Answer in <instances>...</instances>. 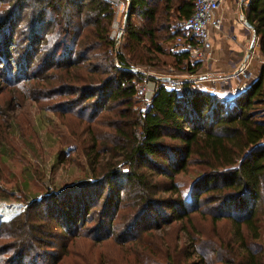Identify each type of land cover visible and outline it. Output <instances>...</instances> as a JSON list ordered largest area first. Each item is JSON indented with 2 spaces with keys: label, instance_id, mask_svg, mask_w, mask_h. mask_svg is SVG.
Returning a JSON list of instances; mask_svg holds the SVG:
<instances>
[{
  "label": "trees",
  "instance_id": "1",
  "mask_svg": "<svg viewBox=\"0 0 264 264\" xmlns=\"http://www.w3.org/2000/svg\"><path fill=\"white\" fill-rule=\"evenodd\" d=\"M193 1L130 0L124 54L114 51L109 36L113 11L107 0H8L10 6L15 2L10 19L3 23V16L0 19V62L6 65L7 75L13 70V65L10 71L6 64L10 57L5 53L13 43L10 28L30 8L28 44L21 62L27 70L44 41L40 30L52 27L55 31L52 50L42 57L31 80L53 79V88L40 91L41 95L68 92L72 98L64 113L80 106L87 113V124L107 131L93 130L88 139L91 151L97 150L93 164L99 166V174L92 168L93 183L81 182L61 191H72L73 199L81 197V201L73 205L70 195L68 200L53 195L0 222V264H64L70 242L92 232L95 242L110 239L115 214L127 208L130 214L123 223L121 219V230L113 239L121 246H134L140 240L138 231L163 230L155 224L157 218L163 225L179 224L177 234L164 242L165 254L157 246L151 257L133 256V264H264V67L245 91L231 99L185 84L178 91L159 86L146 109L137 106L136 83L141 74L133 71V65L149 64V55L157 57L156 62L168 55L178 70L194 72L192 57L181 49L182 41L195 44L183 27ZM64 9L71 13H62ZM48 15L52 19L46 21ZM136 16L146 24L134 25ZM246 21L259 37L264 56V0L248 1ZM177 38L181 44L173 43ZM71 44L79 50L71 49ZM142 50L147 52L145 60ZM94 51L99 56H93ZM60 53L65 56L63 62L51 70ZM98 58L100 63H88ZM99 153L108 158L99 162ZM190 166L200 172L183 198L174 176ZM157 177L167 179L168 187L160 188ZM95 189L107 190L100 212L105 215L94 228H85L96 200L85 201L82 192ZM161 191L175 198L157 200ZM61 203L67 204L65 214L58 210ZM194 217L207 220L210 228L198 227ZM224 223L229 225L228 232L218 229ZM129 258H124L127 264ZM98 264H103L100 259Z\"/></svg>",
  "mask_w": 264,
  "mask_h": 264
},
{
  "label": "rangeland",
  "instance_id": "2",
  "mask_svg": "<svg viewBox=\"0 0 264 264\" xmlns=\"http://www.w3.org/2000/svg\"><path fill=\"white\" fill-rule=\"evenodd\" d=\"M14 5L15 2L10 6L8 0H0V19L2 16L4 18L2 23L7 19ZM61 12L71 13L69 9H64ZM50 14H54L55 16L52 10ZM20 15L21 18L18 23L12 25L10 28L13 34V43L9 46L11 49L5 51V53L8 52L6 54L10 57L6 63L9 64L7 66H9L10 71L12 68L10 64L13 65L10 76L4 70L6 65L0 62V222L9 220L22 212L26 208V205L35 201L49 200L48 198H52L53 195L60 197V200H68L69 197L67 196L70 195V202L73 205L76 204V201H81V197L73 199L72 196L76 194L72 191L67 194H63L61 191L72 190L81 182L93 183L92 168L99 174V166L98 164H93L96 158L94 153L97 150L91 151V143L88 139L91 140V132L93 130L98 134L107 131L105 127L87 124V113H82L80 106L70 113H64L69 102L67 100L72 98L68 92L62 95H58L55 92V94H52L54 96L49 94L50 97H46L47 94L41 95L40 91H48L50 88H53L55 82L52 79L51 83L46 81L37 83V81L31 80L32 73L36 71L35 68L40 63L42 57L52 50L51 42L55 31L52 27L48 31L45 28L40 30L41 35L44 34V41L38 48L37 56L34 57L30 63L31 66L27 70L26 66H23L21 62L26 52V44H28L25 38L28 36L27 23L31 15V9H24ZM49 19L52 18L48 15L46 21ZM76 22L78 23L79 21ZM133 22L134 25L138 26L146 24L145 19L137 16L134 17ZM120 24L122 25L123 22L121 21ZM111 30L110 24L109 35L111 34ZM178 40L177 38L173 43L178 42L181 44ZM124 44L125 39L114 51L125 54V50L122 48ZM143 46L146 47V45ZM167 46H170V42L164 44V51L166 53L168 52ZM70 47L71 49L74 48L75 51L79 50L72 44ZM140 52L143 57L147 54L143 50ZM256 54L257 57H254ZM92 55L99 56V51H94ZM245 56L246 53L242 54L239 61L243 62ZM64 57L62 53L55 56L51 64L53 67L51 70H55V66L62 63ZM149 57L152 59V61H148L147 59L149 64H136L133 65V69H136L137 73L143 72L148 74L149 78L161 75L189 76L186 70H178V67L174 65L173 59L168 55L161 57L157 62L155 60L157 57H153L152 55H149ZM95 62L100 63V58L88 61L89 64ZM189 62L194 69L193 75L189 77L193 81L199 80L196 83L197 88L204 86L206 92H208V89H211L215 83L221 80V76H213L212 71L208 69L207 58L196 59L192 57ZM244 63L246 64V76L238 75L239 77L235 76L234 79L226 80L223 83L227 86V82H236L237 86H240L241 89L239 93L245 91L249 83L256 79L260 68L264 67V56L261 52L250 53L249 58ZM22 77L26 78V80H23ZM208 78L212 79V82L208 81ZM140 81L141 79L136 83V86L141 84ZM185 84L190 86L188 82ZM245 86L246 88L243 89ZM65 90L68 91L69 89L66 88ZM59 92L63 91L59 90ZM233 93L227 94L225 92L220 97L231 99L225 96H230ZM135 97L139 99L137 106L142 108L143 100L140 97ZM98 158V161L101 162L105 161L108 157L103 153H99ZM199 172L197 167L190 166L185 171L174 176V182L181 197L185 198L188 196L190 186L197 178ZM155 180L158 182L160 188L168 187V180L164 177H157ZM106 193V189L103 192H101V189L82 192V197L85 201L91 202L94 199L96 200L94 211H90L88 214L87 223L84 225L85 228H94L99 223V220L102 217L104 218L105 213L100 216V212ZM98 194L101 195L99 196L100 198ZM156 198L157 200H169L175 198V196L161 191L156 195ZM61 204L62 206L58 210L61 209L63 214H65L66 210L64 207L67 204ZM50 208L49 205L47 208L48 213H50ZM45 209L46 207H44ZM162 210L164 211V208ZM47 211L45 210V212ZM104 211L107 212V210ZM129 214L130 210L128 208L115 214L112 221V236H110V239L95 242L91 239L92 235L95 234V232H92L89 235L87 234L88 237H78L70 242L64 255L66 256L64 264H98L99 259L103 264H127L124 258L127 259L129 256L131 260L129 264H133V260H135L133 256H138L139 254L140 256L151 257V251H155L157 246L160 247L159 251L161 255L165 254L166 240L169 235L177 234L176 230L179 229L178 223L167 226L161 224V222L157 223L159 222L157 218L158 221L155 224L160 225L163 230L149 231V228L144 229L140 227L139 230L144 229V231H138L137 235L140 237V240L133 244L134 246H121L113 242L114 236L121 230L119 222L123 218V223ZM165 214H167L166 210ZM262 217L264 221V216ZM193 220L198 227L201 225L206 230L210 228L207 220L201 221L197 217H194ZM150 223L154 226L152 220ZM218 229L228 232L229 225L227 223L220 224L218 225ZM261 229V237L264 240V222ZM2 242L0 241V244Z\"/></svg>",
  "mask_w": 264,
  "mask_h": 264
},
{
  "label": "built area",
  "instance_id": "3",
  "mask_svg": "<svg viewBox=\"0 0 264 264\" xmlns=\"http://www.w3.org/2000/svg\"><path fill=\"white\" fill-rule=\"evenodd\" d=\"M112 7L113 18L111 21V34L109 35L114 41V49L120 46L125 39V24L122 25L125 13L130 6V0H107ZM224 0H194L192 13L183 20V27L187 34L194 38L195 44L188 45L182 41L181 49L186 50L191 57L196 59L208 58L209 52L212 49V34L213 32H218L221 29V22L217 16V12ZM238 21L241 24H245L246 20L242 13H239ZM179 41V40H178ZM254 46V45H253ZM253 53L258 51L256 45L252 48ZM248 52V51H247ZM246 52V54H247ZM249 53V54H250ZM249 56L247 57V59ZM244 61H239L236 66L235 72L228 76H221V80L228 81L233 77H239L238 75L246 76V64ZM117 64V61H115ZM140 75V85L136 86L135 96L140 97L143 100V109H146L152 97L156 93L159 86H163L168 90H180L182 86L188 82L192 89H199L200 91H206L204 86L196 87V83L199 81H193L189 76H169L161 75L154 78H149L146 73L139 72ZM208 81L212 82V79L208 78ZM246 86L243 88L245 89Z\"/></svg>",
  "mask_w": 264,
  "mask_h": 264
},
{
  "label": "crops",
  "instance_id": "4",
  "mask_svg": "<svg viewBox=\"0 0 264 264\" xmlns=\"http://www.w3.org/2000/svg\"><path fill=\"white\" fill-rule=\"evenodd\" d=\"M248 1L249 0H224L217 12V16L221 22V29L212 34V49L207 58L208 69L212 71L213 76H228L234 73L240 57L248 51L251 44L254 46L256 45L259 53L261 52L259 37L256 36L253 28H249L246 25L247 21L245 24H241L238 21L239 13H242L246 20ZM254 57H257V54ZM232 79H234V77ZM223 83L222 80H219L211 89H208V92L217 96L225 92H227V94L234 92L230 95L231 97L225 96L233 98L241 90L236 82H227V86Z\"/></svg>",
  "mask_w": 264,
  "mask_h": 264
},
{
  "label": "water",
  "instance_id": "5",
  "mask_svg": "<svg viewBox=\"0 0 264 264\" xmlns=\"http://www.w3.org/2000/svg\"><path fill=\"white\" fill-rule=\"evenodd\" d=\"M129 7H130V6H129ZM128 14H129V8H128V10H127V12L125 13L124 18H123V23H124V24H125L126 21H127ZM246 25H247L249 28H252L250 24L246 23ZM252 47H253V45L251 44L250 47H249V49H248V52H247V54H246V56H245V59H247V57L249 56V53L252 51ZM133 71H134V72H137L136 69H133Z\"/></svg>",
  "mask_w": 264,
  "mask_h": 264
}]
</instances>
